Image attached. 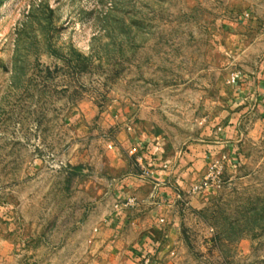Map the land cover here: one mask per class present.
I'll return each mask as SVG.
<instances>
[{
    "label": "rangeland",
    "instance_id": "obj_1",
    "mask_svg": "<svg viewBox=\"0 0 264 264\" xmlns=\"http://www.w3.org/2000/svg\"><path fill=\"white\" fill-rule=\"evenodd\" d=\"M263 56L264 0H0V247L124 264L96 241L141 139L206 150L195 184L221 167L201 202L160 218L149 264H264V108L231 82Z\"/></svg>",
    "mask_w": 264,
    "mask_h": 264
},
{
    "label": "crops",
    "instance_id": "obj_2",
    "mask_svg": "<svg viewBox=\"0 0 264 264\" xmlns=\"http://www.w3.org/2000/svg\"><path fill=\"white\" fill-rule=\"evenodd\" d=\"M234 89L241 104L254 101L257 107L264 108V56L251 72L240 77ZM232 117L221 133L222 141L217 149H227L233 143L237 121ZM137 147L141 151L143 168L138 173H126L114 184L112 205L115 207L112 206L96 241L103 243L106 250L118 252L124 264H140L146 257L156 254L159 247L156 236L160 229L164 234L169 232L168 224L159 223L160 218L169 223L170 210L179 199L190 195L191 203L196 204L208 191L190 193L191 186L210 166V161L204 159L206 150L193 148L167 156L141 139ZM209 154L213 156L212 149ZM129 197L135 199L132 206L125 205ZM10 253L6 246L0 247V264H24L17 253Z\"/></svg>",
    "mask_w": 264,
    "mask_h": 264
},
{
    "label": "built area",
    "instance_id": "obj_3",
    "mask_svg": "<svg viewBox=\"0 0 264 264\" xmlns=\"http://www.w3.org/2000/svg\"><path fill=\"white\" fill-rule=\"evenodd\" d=\"M241 76L242 75L240 73H234L231 76V82L235 83L240 79ZM212 168L211 171L206 176H204L203 179L198 184L192 186V189L194 191L205 190L208 189L209 187L218 186L220 184L221 167L213 165ZM134 204H135V199L133 197H129L125 202L126 206H132ZM140 264H149V257H146Z\"/></svg>",
    "mask_w": 264,
    "mask_h": 264
}]
</instances>
